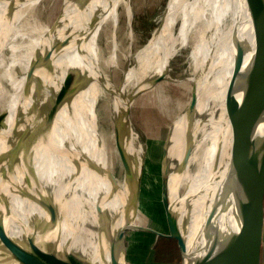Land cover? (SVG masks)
<instances>
[{
    "label": "bare ground",
    "instance_id": "6f19581e",
    "mask_svg": "<svg viewBox=\"0 0 264 264\" xmlns=\"http://www.w3.org/2000/svg\"><path fill=\"white\" fill-rule=\"evenodd\" d=\"M41 1L0 0V57L9 49L6 66L11 68V74H7L10 89L0 96V264H19L14 258L15 245L5 237L30 247L33 253L62 256L64 248H69L93 264H112L110 243L119 228L127 222L161 227L152 219L147 221L146 211L138 206L143 159L130 127L126 133L121 132L133 95H125L104 76L107 61L115 58L111 30L115 32L121 13L128 23L131 21L132 8L128 0H53L51 22L29 28L34 8ZM237 10L238 0H167L162 24L131 56L137 71L135 79L146 85L167 70L173 52L189 43L196 20L208 13L207 25L213 32L207 34L206 40H198L192 52L195 57L205 52L198 60L203 66L196 73L199 83L194 112L192 116L186 112L174 119L168 146V156L177 150V162L171 171L168 162L165 190L172 208L178 212L179 227L189 251L208 211L209 191L219 201L226 197L227 81L216 77L217 65L211 74L209 60L205 65L204 62L205 54L208 59L211 57L207 52L209 44L212 46L223 37L228 45L233 43ZM227 14L229 21L222 29ZM102 34L110 40L107 60L101 50L98 57L91 53L94 38L101 49ZM17 37H27L26 43H16ZM232 64L230 61L229 66ZM13 67H19L17 75L13 74ZM100 97L111 106L112 128L107 139L97 129ZM198 131H202L200 137ZM117 136L127 179L114 172L113 156L120 160ZM189 145L191 150L182 168L179 163ZM191 159H196L199 166L189 176L186 192L180 194ZM120 166L123 171L121 160ZM224 203L218 205L221 212ZM86 220L100 230L102 239L96 237L94 227L85 230Z\"/></svg>",
    "mask_w": 264,
    "mask_h": 264
},
{
    "label": "water",
    "instance_id": "95a60500",
    "mask_svg": "<svg viewBox=\"0 0 264 264\" xmlns=\"http://www.w3.org/2000/svg\"><path fill=\"white\" fill-rule=\"evenodd\" d=\"M142 91L143 89L135 90V98ZM191 95L186 111L192 116L196 94L192 92ZM224 112L229 125L225 175L226 197L220 198L219 201L216 198L217 195L209 191L208 211L193 249L189 251L186 247L179 227L178 212L172 208L165 190L168 184L170 136L168 133L162 145L160 161L161 200L167 232L127 222L111 239L112 264H126L125 229L151 231L174 239L180 253V264H262L264 249V0H238L233 37V64L225 90ZM129 121V113H127L121 132L128 127ZM116 143L123 174L127 179V168L118 136ZM190 150L189 145V149L179 163L182 168L186 164ZM220 203L226 204L224 212L218 208ZM125 206L128 210V197ZM52 219L50 218V223ZM94 229L96 237L102 239L100 230L97 227ZM5 240L15 245L14 258L19 264H93L92 260H88L77 250L64 248L62 256L51 252L35 251L33 253L30 247H24L23 244L11 238L5 237Z\"/></svg>",
    "mask_w": 264,
    "mask_h": 264
},
{
    "label": "rangeland",
    "instance_id": "374dc122",
    "mask_svg": "<svg viewBox=\"0 0 264 264\" xmlns=\"http://www.w3.org/2000/svg\"><path fill=\"white\" fill-rule=\"evenodd\" d=\"M128 1L132 8L131 22L130 24L127 22V17L124 13L119 14L115 32L111 30V35L114 37L112 43L114 45L116 44L115 58L109 63L107 61L104 76L109 77L116 87L122 90L125 95H133L128 107L129 125L123 130V133H126L130 127V132L135 140V146L140 149V159H143L138 206L142 207V209L144 208L143 210L146 211L147 221L148 219L156 221L161 225L158 230L167 232L161 200L162 178L160 161L162 145L166 136L171 131V125L174 119L179 117L182 113L185 114L187 112L186 109L191 99L192 92L197 96L196 88L199 80L196 73L203 64L198 63L201 55L195 57L192 52L195 44L200 42L198 40L202 38L206 40L207 34H211L213 30L211 32V28L207 25L208 13L201 14L191 28L189 43L179 46L173 52L169 59L167 70L163 71L159 76L156 75L155 78L153 77L146 85H142L140 81L135 79L137 71L133 66L134 61L131 56L135 50L152 37L151 35L155 28L162 24L165 17L164 9L167 0ZM29 4L32 5L31 2ZM25 7L26 6H24V8ZM53 7V0H42L39 2L34 8L31 16L32 19L27 26L31 28L32 25L34 26L40 23L45 25L50 23L54 17ZM228 21L229 15L227 14L224 21L221 23L222 29L226 27ZM219 28L218 30L221 29ZM26 40L27 37H17L16 43L24 45ZM99 43L101 49H99L96 38L92 40L91 53H94L95 56L98 57L99 50H101L102 57L107 60L110 52V40L105 34H102L100 35ZM44 46L48 48L46 41L44 42ZM210 46L211 44L206 48L211 57L208 59L205 54L204 65L209 60L207 67L211 74L215 73V65H217L218 71L216 70V77L228 81L232 68V66H229V62L233 61V43L228 45L226 43V38L223 37L222 40L216 41L211 48ZM204 53L201 58L204 56ZM9 54V49H5L2 57H0V96L3 94L4 90L9 91L10 89V85L7 81V74H11V68L10 66H6L10 60ZM209 63L213 67H210ZM12 72L14 75H17L19 73V67H13ZM145 72L147 73V71ZM202 74L203 73H201V75ZM142 89L143 91L135 98L134 91H140ZM199 90H202V88H199L198 91ZM161 92L162 94L159 96ZM104 95L106 94L103 93L102 96L104 97ZM99 99L98 115L100 125L97 129L102 137L107 139V132H110L109 130L112 128L110 119L111 106L109 107L106 102L103 101V98L100 97ZM113 102L114 101H112V103ZM156 103L161 106H158ZM2 104L3 101H0V111L2 109ZM121 129L123 128L121 127ZM190 133H192V130ZM198 133L200 137L202 131H198ZM176 154L177 150L171 152L168 156L170 171L176 165ZM113 159L114 172L121 178L123 176V171L120 166L119 157L116 159L113 156ZM198 166V161L196 159H191L186 170L187 177L182 180L180 186V194L186 192V188L190 184L189 176L198 169ZM74 221L76 222L75 218ZM149 224L154 226V223L151 221ZM83 226L85 230L86 228L92 227L93 229L94 227L88 220L83 223ZM82 233L85 234L84 229ZM125 248L126 264H180V253L176 241L172 238L156 234L155 232L126 229Z\"/></svg>",
    "mask_w": 264,
    "mask_h": 264
},
{
    "label": "crops",
    "instance_id": "0c3cea01",
    "mask_svg": "<svg viewBox=\"0 0 264 264\" xmlns=\"http://www.w3.org/2000/svg\"><path fill=\"white\" fill-rule=\"evenodd\" d=\"M262 264H264V249H263V256H262Z\"/></svg>",
    "mask_w": 264,
    "mask_h": 264
}]
</instances>
